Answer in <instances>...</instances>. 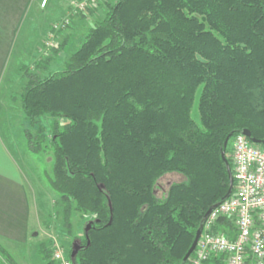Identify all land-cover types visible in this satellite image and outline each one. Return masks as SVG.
I'll use <instances>...</instances> for the list:
<instances>
[{
    "label": "trees",
    "instance_id": "1",
    "mask_svg": "<svg viewBox=\"0 0 264 264\" xmlns=\"http://www.w3.org/2000/svg\"><path fill=\"white\" fill-rule=\"evenodd\" d=\"M104 10L62 70L23 71L24 116L49 131L26 132L27 147L53 150L47 178L69 235L77 214L92 224L72 264H183L228 191L226 138L231 168L235 135L264 143V0H115ZM168 175L181 180L165 188ZM38 254L59 264L46 244ZM0 264H18L1 244Z\"/></svg>",
    "mask_w": 264,
    "mask_h": 264
},
{
    "label": "rangeland",
    "instance_id": "2",
    "mask_svg": "<svg viewBox=\"0 0 264 264\" xmlns=\"http://www.w3.org/2000/svg\"><path fill=\"white\" fill-rule=\"evenodd\" d=\"M73 1L50 0L40 10L34 7L30 11L25 20L23 31L19 35L16 51L6 71V78L8 80L2 86V89L9 91L7 93L9 97H6V108L10 117L6 116L4 118V110L0 106V126L1 129H4V127L7 129L6 138L10 149H14V146H16L17 156L25 152L24 170L25 174H29L28 178L32 183L29 182L30 189L28 191L30 195V208L33 213L31 216V226H33L35 234H31L29 242L26 245H5L8 247L2 245L18 264H46L42 256L38 254L39 244H46L53 254L56 249L60 248L68 257V254L72 252L74 243L81 236L83 228L88 224V219L81 223L80 216L77 214L72 227L73 235H69L68 231L64 228L61 214L63 206L60 203L58 194L51 188L47 178L48 175L52 174L54 163L53 150L47 147L39 154H34L27 147L26 132H31L34 137H37L35 132L42 126L44 127L45 135L49 137L48 121L45 118H40L34 124L27 120L20 101V95L26 83L23 71L34 74L40 73L42 77H46L49 71L62 70L70 55L84 41L88 29L97 20L104 18V5L115 0H105L100 3L97 9L93 8L92 11H96L94 15H92L91 11H87L83 15L73 16L70 24L58 31L53 40L50 37L52 24L69 14L70 5ZM40 2L41 0H38V4ZM64 42L65 49H62L53 58L54 60L51 61L49 69L46 71L36 70L35 65L39 61L51 57L53 49L58 48ZM2 89L0 97L2 96L3 98L5 92ZM5 121L6 124H4ZM12 153L14 154L15 152ZM177 177L175 175H168L160 183L163 187L167 188L171 182H179L181 180L180 176L177 175ZM158 193L160 192L158 191ZM1 259L4 261L3 257Z\"/></svg>",
    "mask_w": 264,
    "mask_h": 264
},
{
    "label": "built area",
    "instance_id": "3",
    "mask_svg": "<svg viewBox=\"0 0 264 264\" xmlns=\"http://www.w3.org/2000/svg\"><path fill=\"white\" fill-rule=\"evenodd\" d=\"M105 0H74L69 14L52 24L50 37L66 28L73 16L96 8ZM47 0H43L44 7ZM52 45V43H51ZM234 189L203 224L189 264H207L222 258L225 264H264V146L242 132L232 139ZM59 264H72L60 248L53 254Z\"/></svg>",
    "mask_w": 264,
    "mask_h": 264
},
{
    "label": "crops",
    "instance_id": "4",
    "mask_svg": "<svg viewBox=\"0 0 264 264\" xmlns=\"http://www.w3.org/2000/svg\"><path fill=\"white\" fill-rule=\"evenodd\" d=\"M49 1L47 0V3ZM41 4H43V0L40 4H38V0H0V92L8 80L6 71L16 51L25 20L34 7L40 10ZM4 92V97H0V106L4 110L5 118L10 115L6 108L9 91L4 90ZM6 135L7 129L5 127L1 129L0 126V244L4 247L15 244L26 245L31 234H35L34 228L31 226L33 213L30 208L28 191L31 180L28 178L29 174H25L23 164L25 152L17 156L16 146L14 149H10Z\"/></svg>",
    "mask_w": 264,
    "mask_h": 264
},
{
    "label": "water",
    "instance_id": "5",
    "mask_svg": "<svg viewBox=\"0 0 264 264\" xmlns=\"http://www.w3.org/2000/svg\"><path fill=\"white\" fill-rule=\"evenodd\" d=\"M242 133L247 137L249 138L254 144H264L263 142L259 141V140H256L252 137L251 135V132L249 130H244L242 131ZM231 139V135L229 137L226 138L225 142H224V146H223V149L221 151V158L223 160V162L225 163L226 167H227V172H228V175H229V188H228V191L226 193V195L224 196V198L222 199L221 202L225 201L227 198H229L233 192V189H234V177H233V173H232V168H231V165L228 161V158H227V155H226V149L228 147V143ZM109 205H110V209L112 211V204H111V201H109ZM217 206V205H216ZM212 207L210 208L207 213L205 214V217H204V221L206 220V218L209 216V214L212 212V210L216 207ZM204 221H203V224H204ZM203 224L200 226V228L197 230L196 232V235H195V238H194V241L190 247V249L188 250V252L186 253V255L184 256L183 258V264H185L190 256L192 255V253L194 252L195 248H196V245H197V242L202 234V230H203ZM92 227V224L91 223H88L86 228H85V231L86 233L89 232V230L91 229ZM90 244V241L88 240V245ZM80 244L79 242H75L74 245H73V248H72V252H71V259L74 261L75 258H76V255L80 249Z\"/></svg>",
    "mask_w": 264,
    "mask_h": 264
}]
</instances>
